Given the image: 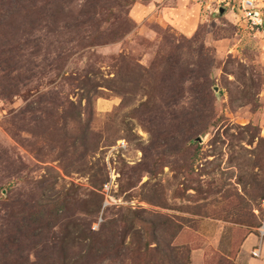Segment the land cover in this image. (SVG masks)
<instances>
[{"label":"rangeland","instance_id":"1","mask_svg":"<svg viewBox=\"0 0 264 264\" xmlns=\"http://www.w3.org/2000/svg\"><path fill=\"white\" fill-rule=\"evenodd\" d=\"M255 1L264 12V0ZM96 2L102 26L130 19L132 31L85 47L89 29H75L84 18H73L77 3L53 31L44 13L17 16L9 27L29 41L16 49L18 64L37 65V76L21 74L15 87L0 78V237L10 235V208L60 201L62 219L50 220L40 239L42 253L59 263L191 264V249L204 243L198 230L205 217L224 224L233 257L263 213L264 24L251 23L241 0H183L184 30L157 12L177 0ZM60 66L70 78L55 76ZM80 99L82 124L60 106ZM101 191L110 202L103 211ZM122 215L134 220L117 221ZM68 222L82 244L49 247L71 240H61ZM136 231L163 252L155 243L137 251ZM99 233L112 247L102 257L86 252ZM216 254L208 264H235Z\"/></svg>","mask_w":264,"mask_h":264},{"label":"trees","instance_id":"2","mask_svg":"<svg viewBox=\"0 0 264 264\" xmlns=\"http://www.w3.org/2000/svg\"><path fill=\"white\" fill-rule=\"evenodd\" d=\"M73 3H77L79 6L77 16L73 18L77 19L78 17H84L75 24V29H78L82 26H86L89 29V33L85 35V37H82V39H87V42L84 45L85 47L117 41L124 35L131 32L133 29L130 19L129 21L128 19L124 21L125 26H122L119 22L112 29L109 26L107 28L102 26L101 21L97 20L96 18V0H0V47L2 49V52H0V54H2L0 56V62L2 64H8L7 67L0 66V78L4 77V75L7 76V79H2L3 81L10 80L9 85L15 87L16 84L18 85V83L22 81L20 78L21 74L25 75V78H34L37 76L36 73L32 72L33 67L37 65H30L24 68V64H18L21 55L17 53L16 49H23L29 41H24L23 34L12 32V29L9 30L13 18L16 20L17 16H28L33 13H44L46 17L48 16L47 19L50 21V25H53V27L48 25V30L53 31L54 26L63 21L66 16H71ZM33 41L34 45H36L39 39H35ZM3 53H8V56H5ZM10 55H12V57L16 56L17 60L13 62L10 58ZM40 71L42 72V70ZM55 76L68 79L70 78V73L67 69L63 68V66H60L57 68ZM82 98L90 103L92 96H90L89 89H86V93L84 96H82ZM69 104L70 107L65 106L64 100L60 102L62 112L66 114L65 112H67V109H69V111H73L78 123L82 124L81 117L83 112L81 99L80 101H75V103L74 101H69ZM87 130L88 125L87 127L84 126L83 128L84 132H87ZM107 182L108 181L104 182L103 184ZM101 194L103 196L102 191ZM103 200L104 196L101 198V211L107 207H102ZM62 207V202L55 201L54 205L51 207H49L48 204H41L38 202L35 204L32 203L28 206L22 205L20 206L19 212H12V209L10 208V213H8L6 216V226L10 223H12V225L9 229V237H0V264H67L62 262L59 263L53 253L46 255L43 254L42 251L45 248L47 249V247L46 245H43V241H40L43 231L50 228L48 225L53 223L52 221L50 222V220L56 221L58 219H62V216L57 214V211L62 209ZM130 220H134V218L128 215H122L117 221H124L128 225V221ZM144 223L147 224L148 229L155 228L149 220H145ZM259 224L260 220L258 225ZM111 227H113V225L108 226L106 232H108L109 228ZM76 231L77 230L74 223L68 222L66 225L65 235L61 240H65L66 238H70L71 240L60 242L54 241L49 245V247L57 249L65 246L68 250L73 248L75 245L82 244L84 237L77 235ZM136 232L138 233V239L134 245V248L137 251L143 252L144 248L151 247L150 245L155 243L154 247H158V250L163 252V249L158 246V242H148L147 240L142 241V237L140 236L139 232ZM91 233L93 234L94 231ZM109 234L113 237L111 233ZM99 235V238L91 239L90 243H88L86 246V252L93 253L94 255L101 254L102 257L106 252L110 253L112 247H108L103 244V242L106 241L105 238L100 239L103 236V233H99ZM46 236L47 235H43V239ZM66 244H69V247ZM120 245H122V242L119 244V246ZM134 248L129 251L125 249L124 254L127 255L128 252H133ZM117 249L119 250V248ZM61 252L63 259L66 260L67 258L65 257L68 256L67 251L63 252L61 249ZM84 257L85 255L82 256V258ZM218 261L221 262L224 261V259L219 258Z\"/></svg>","mask_w":264,"mask_h":264},{"label":"crops","instance_id":"3","mask_svg":"<svg viewBox=\"0 0 264 264\" xmlns=\"http://www.w3.org/2000/svg\"><path fill=\"white\" fill-rule=\"evenodd\" d=\"M177 2L175 3L177 6H167L161 3L160 11L157 10V12L161 21L184 30L186 29V25H183L186 11L182 8L183 0H177ZM257 227L244 236L231 257L233 244L230 241L232 242V238L225 234L224 224L218 219L208 217L201 219L198 232L204 243L191 249V264H208V260H214L213 255L217 257L216 252L232 259L235 264H264V240L260 237ZM255 249L258 250L256 255L253 254Z\"/></svg>","mask_w":264,"mask_h":264},{"label":"built area","instance_id":"4","mask_svg":"<svg viewBox=\"0 0 264 264\" xmlns=\"http://www.w3.org/2000/svg\"><path fill=\"white\" fill-rule=\"evenodd\" d=\"M241 7L244 11V15L251 21V23L255 26H262L264 23V12L259 8V6L256 4L255 0H241ZM117 148L119 149H125L126 144L123 140L117 141ZM103 191L108 192L110 189L109 183L103 184L102 187ZM102 191V192H103ZM104 194V193H103ZM110 204L107 197L104 194V200L102 203V207H105L106 205ZM260 207L263 210V213L260 218V224L258 225V231L260 234V237L262 238L264 236V199L260 201ZM258 253V250H254L253 254L256 255Z\"/></svg>","mask_w":264,"mask_h":264},{"label":"water","instance_id":"5","mask_svg":"<svg viewBox=\"0 0 264 264\" xmlns=\"http://www.w3.org/2000/svg\"><path fill=\"white\" fill-rule=\"evenodd\" d=\"M224 11V7H219V13H222Z\"/></svg>","mask_w":264,"mask_h":264}]
</instances>
